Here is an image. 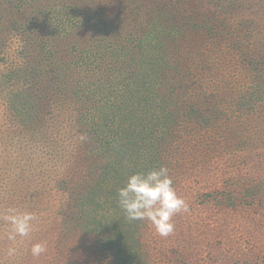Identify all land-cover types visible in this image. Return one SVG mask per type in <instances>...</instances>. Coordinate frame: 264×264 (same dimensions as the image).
I'll return each instance as SVG.
<instances>
[{"label":"trees","instance_id":"obj_1","mask_svg":"<svg viewBox=\"0 0 264 264\" xmlns=\"http://www.w3.org/2000/svg\"><path fill=\"white\" fill-rule=\"evenodd\" d=\"M128 1L122 0L125 17L115 19L125 37L115 54L117 42L104 33L112 25L95 0H0V59L11 41L21 45V63L1 76L0 96L29 148L38 146L33 149L38 153L60 139L49 128L60 113L58 98L69 95L78 105L72 112L76 143L61 157L52 154L55 166L63 167L61 189L68 195L54 221L62 225L52 230L72 238L102 235L98 258L85 249V264H149L150 251L141 240L146 223L125 218L118 189L130 175L165 166L170 156L181 154L176 129L190 131L189 138L202 127L220 132L231 95L208 87L214 55L217 62L236 55L249 74L237 97L240 109L264 104V0ZM92 28L98 33L84 43ZM182 38H190L194 48L199 44L198 52L186 56L190 44L182 50ZM221 193L226 208L252 194V201L264 197L263 189ZM3 225L0 220V231Z\"/></svg>","mask_w":264,"mask_h":264},{"label":"rangeland","instance_id":"obj_2","mask_svg":"<svg viewBox=\"0 0 264 264\" xmlns=\"http://www.w3.org/2000/svg\"><path fill=\"white\" fill-rule=\"evenodd\" d=\"M95 1V6L105 11L112 25L104 33L108 39L117 42L111 50L116 49L113 52L116 54L121 51L118 43H122L125 37L121 32L119 34L115 19L125 17L122 14L125 5L122 0ZM126 2L129 5L130 1ZM133 26L131 23L129 31L133 30ZM86 31L88 37L83 42L89 43L92 35L98 33V28ZM194 35L199 42L197 31ZM258 39V36L253 39L256 41L252 45L254 48L259 45ZM188 40L190 38H182L181 42L182 50L186 42L190 44L186 56L198 52L199 45L194 48V43ZM202 45L205 49L208 43L203 42ZM20 46L19 42L11 41L6 48L5 59H0V79L4 73L20 65ZM232 56L234 61L225 57L224 61L217 62L218 57L214 55L210 63L214 71L206 75L208 87L219 86L220 94L231 95L226 109L229 119L223 122L220 132L202 127L194 129L195 134L189 138L190 131L178 132L176 129L175 137H180L182 142L179 148L181 154L170 156V162L165 166L178 195L187 201L190 210L174 217L175 232L168 237L160 236L145 220L141 240L145 249L150 251L149 264H181L178 258L183 257L188 259L189 264H264V197L252 201V194L238 207L221 205L223 191L241 190L247 194L257 189L264 190V104L240 109L237 97L245 91L249 74L235 62L237 56ZM222 66L225 69L227 66V72L232 67L231 72H225ZM101 99L102 104L107 102L105 95ZM58 101L61 114L58 112L55 115L49 128L60 139H51L47 142L48 146L42 145L41 151L36 153L33 149L38 146L32 148L31 145L29 148V141L16 129L13 117L7 112L0 96V212L2 214L9 207H14L37 216V220L33 221L36 229L27 237H17L16 241L7 239L8 225L1 220L4 222L0 231L2 264H85V249L98 258L100 251L97 248L102 235L94 234L88 239L85 235L72 238L52 230L53 226L61 227L62 224L54 222L55 217L68 201L60 183L64 176L61 177L63 167L55 166L52 154L61 157L77 141V116L72 112L73 106L77 110L78 105L69 95L58 98ZM90 104L87 102V105ZM62 116L66 121L60 119ZM74 177L77 176L70 181ZM41 242L46 243L47 252L33 257L31 246ZM12 247L16 248V253L9 256L8 249ZM90 263L94 264L92 260L87 264Z\"/></svg>","mask_w":264,"mask_h":264},{"label":"clouds","instance_id":"obj_3","mask_svg":"<svg viewBox=\"0 0 264 264\" xmlns=\"http://www.w3.org/2000/svg\"><path fill=\"white\" fill-rule=\"evenodd\" d=\"M118 205L128 221H148L156 233L168 237L175 232L174 217L189 212V204L178 195L174 182L166 166L153 168L147 173L136 172L127 178L118 189ZM0 220L8 225L7 239L16 241L17 237H27L36 229L33 212H21L9 207L0 214ZM47 252L46 243L31 246V255L40 257ZM16 248L8 249V255H15ZM2 264V262H0Z\"/></svg>","mask_w":264,"mask_h":264}]
</instances>
